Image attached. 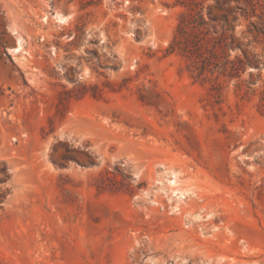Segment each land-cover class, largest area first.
Listing matches in <instances>:
<instances>
[{
  "label": "rangeland",
  "instance_id": "rangeland-1",
  "mask_svg": "<svg viewBox=\"0 0 264 264\" xmlns=\"http://www.w3.org/2000/svg\"><path fill=\"white\" fill-rule=\"evenodd\" d=\"M0 264H264V0H0Z\"/></svg>",
  "mask_w": 264,
  "mask_h": 264
},
{
  "label": "trees",
  "instance_id": "trees-1",
  "mask_svg": "<svg viewBox=\"0 0 264 264\" xmlns=\"http://www.w3.org/2000/svg\"><path fill=\"white\" fill-rule=\"evenodd\" d=\"M191 15V14H182L180 16L178 25H177V35L173 37L170 49L171 51L179 50L184 55L189 58H194L196 60V67L198 75H202L204 72L210 69L213 65L214 67H218L216 61L217 53L214 51V47L208 48L205 46V39L203 37H196L197 40L191 39V34L188 32L190 28H194L196 26L202 27L205 24L202 16ZM203 33H199V36ZM197 41V42H196ZM204 41V43H203ZM227 64H232L231 61L225 60L222 64L223 71H226ZM230 73L231 76H238L240 68H234L233 65H230ZM217 91L220 90V86L217 85L215 88Z\"/></svg>",
  "mask_w": 264,
  "mask_h": 264
},
{
  "label": "bare ground",
  "instance_id": "bare-ground-1",
  "mask_svg": "<svg viewBox=\"0 0 264 264\" xmlns=\"http://www.w3.org/2000/svg\"><path fill=\"white\" fill-rule=\"evenodd\" d=\"M56 20H57V22H59V23H63V22L66 21V19H65L64 17H60V16H56ZM17 40H18V43H17L16 46L11 50V52H12L13 54H18V53H20V52L22 51V40H21L20 38H18ZM172 184H173V185H177V182L174 181ZM174 193H176V192L174 191Z\"/></svg>",
  "mask_w": 264,
  "mask_h": 264
}]
</instances>
